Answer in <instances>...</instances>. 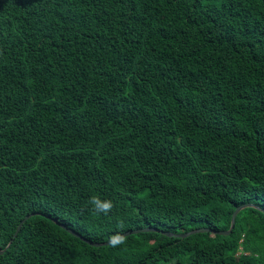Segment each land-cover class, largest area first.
Returning <instances> with one entry per match:
<instances>
[{
	"label": "trees",
	"instance_id": "obj_1",
	"mask_svg": "<svg viewBox=\"0 0 264 264\" xmlns=\"http://www.w3.org/2000/svg\"><path fill=\"white\" fill-rule=\"evenodd\" d=\"M0 264H264V0H0Z\"/></svg>",
	"mask_w": 264,
	"mask_h": 264
},
{
	"label": "clouds",
	"instance_id": "obj_2",
	"mask_svg": "<svg viewBox=\"0 0 264 264\" xmlns=\"http://www.w3.org/2000/svg\"><path fill=\"white\" fill-rule=\"evenodd\" d=\"M88 203L91 205L92 209L97 213H103L107 215L110 213L114 207L113 202L107 199H101L98 196L90 197ZM122 227V226H121ZM125 243V235L122 232H116L110 236L108 244L111 247H118Z\"/></svg>",
	"mask_w": 264,
	"mask_h": 264
},
{
	"label": "water",
	"instance_id": "obj_3",
	"mask_svg": "<svg viewBox=\"0 0 264 264\" xmlns=\"http://www.w3.org/2000/svg\"><path fill=\"white\" fill-rule=\"evenodd\" d=\"M253 206H254V205H253V204H250V203H249V204H243V205H239V206H237V207L234 209V211H233V213H232V215H231V223H230V227H229V229L226 230V231H220V233H222V234H228V233L231 231V229L234 227V220H235V217H236L237 213H238L241 209H243V208H245V207H253ZM19 227H20V225L17 227V230L19 229ZM17 230H16V232H17ZM204 230H206V229L198 228V229H194V230H192V231H190V232H187V233L178 234V235H176V236L184 237V236L189 235V234H191V233L201 232V231H204ZM16 232H15V233H16ZM134 232H138V230L128 231V232H125V233H123V234H124V235H127V234L134 233ZM166 234H169V233H166ZM169 235H170V234H169Z\"/></svg>",
	"mask_w": 264,
	"mask_h": 264
}]
</instances>
